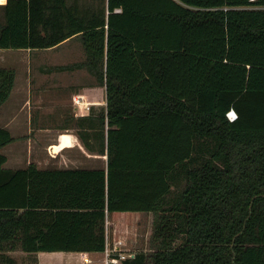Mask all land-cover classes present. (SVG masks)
<instances>
[{"label": "trees", "instance_id": "1", "mask_svg": "<svg viewBox=\"0 0 264 264\" xmlns=\"http://www.w3.org/2000/svg\"><path fill=\"white\" fill-rule=\"evenodd\" d=\"M4 15L0 47L80 35L109 129L107 169L45 175L3 166L0 125L1 252L104 251L107 215L135 210L154 213L149 247L121 264H264V0H7ZM14 81L0 66V106Z\"/></svg>", "mask_w": 264, "mask_h": 264}, {"label": "crops", "instance_id": "2", "mask_svg": "<svg viewBox=\"0 0 264 264\" xmlns=\"http://www.w3.org/2000/svg\"><path fill=\"white\" fill-rule=\"evenodd\" d=\"M6 1L0 2V24L5 21ZM86 56L78 33L47 47H0V66L15 69L12 90L0 106V125L15 137L4 145L5 168L18 170L35 163L45 175L108 168L107 116L104 124L102 121L103 111H107V84L83 64ZM75 95L80 97L79 103ZM128 211L133 210L107 215L108 230L113 221L119 225ZM58 251H28L17 245L0 251V264H52L49 258ZM69 251L84 257L103 252Z\"/></svg>", "mask_w": 264, "mask_h": 264}, {"label": "rangeland", "instance_id": "3", "mask_svg": "<svg viewBox=\"0 0 264 264\" xmlns=\"http://www.w3.org/2000/svg\"><path fill=\"white\" fill-rule=\"evenodd\" d=\"M94 4H102L103 0H89ZM2 9H0V20L2 19ZM5 147L2 150L5 152ZM118 211L117 213H119ZM154 213L152 211H139L126 213L119 220V225L112 222L109 230V245H114L117 239H122L121 248L126 252H133L139 249H148L149 238L153 228ZM51 252V251H47ZM92 261H85L84 256L77 251L61 250L57 255L49 258L52 264H105V251L98 254H88Z\"/></svg>", "mask_w": 264, "mask_h": 264}, {"label": "built area", "instance_id": "4", "mask_svg": "<svg viewBox=\"0 0 264 264\" xmlns=\"http://www.w3.org/2000/svg\"><path fill=\"white\" fill-rule=\"evenodd\" d=\"M74 100L76 102H80V97H77L76 95L74 96ZM87 106H89V103H87ZM236 111L234 109H231L229 111V115L233 118L236 116ZM123 243L122 239H118L114 245H107L105 251V257H104V262L105 264H121L122 263V259L125 258L126 256L129 255H134L135 252L131 251L126 253L122 248H121V244ZM85 261H92V258L88 255H85L84 257Z\"/></svg>", "mask_w": 264, "mask_h": 264}, {"label": "snow or ice", "instance_id": "5", "mask_svg": "<svg viewBox=\"0 0 264 264\" xmlns=\"http://www.w3.org/2000/svg\"><path fill=\"white\" fill-rule=\"evenodd\" d=\"M0 2H2V0H0Z\"/></svg>", "mask_w": 264, "mask_h": 264}]
</instances>
